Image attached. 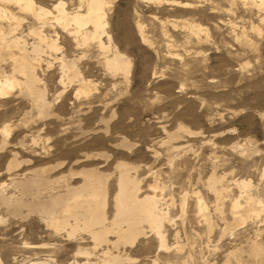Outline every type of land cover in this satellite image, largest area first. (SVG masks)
<instances>
[{
    "label": "rangeland",
    "instance_id": "rangeland-1",
    "mask_svg": "<svg viewBox=\"0 0 264 264\" xmlns=\"http://www.w3.org/2000/svg\"><path fill=\"white\" fill-rule=\"evenodd\" d=\"M61 1L67 11L78 10L77 0H36L51 12ZM106 2L110 42L106 35L102 40L130 62L127 76L107 68L112 52L98 43L76 47L55 28L53 14L46 27L23 16L18 37L28 48L38 28L60 50L45 49L42 62H34L50 103L47 117L20 89L0 98V148L6 143L0 149V199L20 198L16 182L42 177L49 181L42 188L48 200L66 193L59 178L81 188L78 173L95 170L108 179L110 227L118 165L127 164L138 196L160 200L168 249H160L147 224L134 245L116 248L111 236L110 244L96 249L92 236L69 238L46 216L27 209L14 215L0 200V264H106L107 247L112 257L129 260L125 264H264V8L240 0ZM186 3L194 5L184 9ZM9 58L0 66L12 76ZM61 58L78 67L72 83L60 84ZM172 133L179 137L169 141ZM236 200L240 207L234 209Z\"/></svg>",
    "mask_w": 264,
    "mask_h": 264
},
{
    "label": "bare ground",
    "instance_id": "bare-ground-1",
    "mask_svg": "<svg viewBox=\"0 0 264 264\" xmlns=\"http://www.w3.org/2000/svg\"><path fill=\"white\" fill-rule=\"evenodd\" d=\"M77 1L79 5H77L78 10L76 11H67L65 8V2L61 1L54 5V10L51 12V10L40 6L36 0H0V59L2 62H6L4 58L10 57L9 59H11L13 63L12 76H8L1 67L2 63L0 64V98H3L8 95V93H11L10 91L14 88L20 89L22 96L31 100L33 107H35L37 112H39L38 115L40 114L41 116L47 117L50 103H48L46 100L44 91L45 89H41L39 87L41 80L36 75V65L34 62L38 63V65L42 62V56L45 54V49L57 52L60 50V48L58 47L56 39H49V36L47 37L46 34L44 35L42 31L38 32V28H33L31 31V36L36 37L37 40L30 44L31 47L28 48V42L24 40L23 37H18V29L25 21L23 16H26V18L27 16L39 18V20H43L42 24H44L46 27L48 22H46V20L48 16H52L53 14L55 28L58 27L64 34L72 38V41L76 47L87 46L91 42L98 43V46L102 51L109 53L112 52V56L106 59L107 68L115 75L118 73H124L127 76L129 74L131 66L130 62L116 48L112 50L110 43L108 46L102 40V37L106 35L108 36V40L110 42L109 35H107L105 32V26L107 24L105 20L107 5L106 0ZM240 1L245 3L248 2L264 8V0ZM193 5L186 3L183 4V8L190 9L193 7ZM83 8H85V10ZM54 12L56 15H54ZM6 23H9V25H6ZM15 24L16 27H13ZM41 27L43 28V25ZM195 28L196 27L193 28V31H195ZM51 29L53 28L51 27ZM90 29H92V31H90ZM54 33L57 34L56 31H54ZM195 33L197 32L195 31ZM54 38H56V35ZM141 38L142 40L144 39L142 31ZM16 52L18 55L15 54ZM3 53L5 56H3ZM61 59L62 65L61 68H59L61 69L62 78L60 84H64V81H67L68 83L74 82L80 76L75 61H65L63 58ZM16 74L21 76L22 80L18 79ZM181 130L189 135L193 133L184 127L181 128ZM2 133L5 135V137H7L9 133L8 128L5 127ZM177 137H179V133H172L168 135L169 141L178 139ZM5 144L6 143L4 140L0 149H3ZM118 170L119 178L118 182H116L118 183V192L114 197L115 206L113 205L115 207L116 213L112 223L110 224V227L107 217V210L109 206L108 179L107 176L95 170L78 173L84 177V184H82L83 186L81 188L68 186V181L64 178H59V180L56 179L58 185L63 184L65 187H67L66 193L60 194L56 197H50L48 200L43 198L42 188H44L45 184H49V181L47 182L42 177H33L26 181L16 182L15 186L21 191V197H7L5 194H2V199L0 200H2V202L7 205V207L9 206L14 215L22 214L23 210L27 209L31 213H40L41 215L46 216V220H50V224L53 229L55 228V231H67L68 233L65 234H68L66 236H69V238H76L78 234L92 236L93 240L95 241V245H97L96 249L110 244L109 238L111 236H115L117 238V242L115 241L116 243L113 245L116 248H118L121 244L124 246L134 245L137 238L143 235L144 229L142 226L144 224H147L150 229L156 233L160 240V249H168L165 237L162 233L164 223L166 222H164L166 215L164 214L165 212L163 213L159 209L158 204L160 200H158L157 195L152 197L148 196L141 199L138 196L139 183L130 174L132 169H130L127 164H120L118 165ZM53 183L56 182L54 181ZM242 185L244 188L249 187V184L246 183ZM210 187L214 189L212 184ZM27 198H31V202H28ZM250 199L251 198H248V200ZM236 201L237 202L234 204V209L240 207L238 200ZM201 204L199 203L200 211L202 212L204 208L202 207L203 205L201 206ZM58 211L63 215L62 217L57 216ZM202 213L201 216H203ZM1 221L2 220H0V222ZM69 241L72 242L71 240ZM256 249L258 248L256 247ZM252 251L254 252V250ZM102 253L106 258L105 262H107V259L109 260L106 264H125L126 261H129L124 260L120 254L112 257L113 254L110 252L108 247L103 250ZM85 255L89 254L86 253ZM94 256H97L96 252ZM73 264L94 263H91L90 260H88L84 263L77 262Z\"/></svg>",
    "mask_w": 264,
    "mask_h": 264
}]
</instances>
